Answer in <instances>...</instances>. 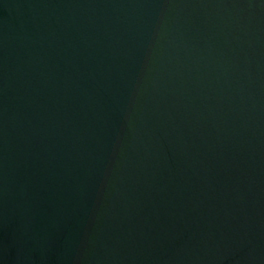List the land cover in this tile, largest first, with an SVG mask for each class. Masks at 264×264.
I'll list each match as a JSON object with an SVG mask.
<instances>
[{"label": "water", "instance_id": "95a60500", "mask_svg": "<svg viewBox=\"0 0 264 264\" xmlns=\"http://www.w3.org/2000/svg\"><path fill=\"white\" fill-rule=\"evenodd\" d=\"M0 264H264V0H0Z\"/></svg>", "mask_w": 264, "mask_h": 264}]
</instances>
